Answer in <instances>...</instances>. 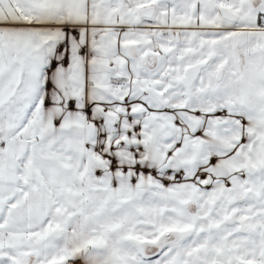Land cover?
<instances>
[{"label": "snow or ice", "instance_id": "snow-or-ice-1", "mask_svg": "<svg viewBox=\"0 0 264 264\" xmlns=\"http://www.w3.org/2000/svg\"><path fill=\"white\" fill-rule=\"evenodd\" d=\"M0 264H264V0H0Z\"/></svg>", "mask_w": 264, "mask_h": 264}]
</instances>
